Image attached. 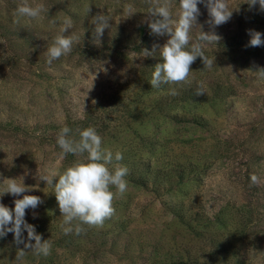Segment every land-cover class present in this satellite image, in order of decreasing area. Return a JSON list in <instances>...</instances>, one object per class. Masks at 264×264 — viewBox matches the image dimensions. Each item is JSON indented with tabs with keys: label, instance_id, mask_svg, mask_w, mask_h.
Here are the masks:
<instances>
[{
	"label": "rangeland",
	"instance_id": "obj_1",
	"mask_svg": "<svg viewBox=\"0 0 264 264\" xmlns=\"http://www.w3.org/2000/svg\"><path fill=\"white\" fill-rule=\"evenodd\" d=\"M249 2L228 0L233 14L214 29L219 43L204 47L215 63L196 59L188 80L195 96L184 100L185 91L169 94L181 87L152 88L147 77L168 39L151 33V0H27L49 9L36 19L17 15L24 0H0V182L23 177L24 194L41 198L25 220L52 243L50 255L38 256L9 232L0 264H16L18 249L23 264H264V81L254 72L264 68V46H248L249 30L264 33V9ZM206 4L198 3L193 42L200 29L213 31ZM170 5L177 19L179 0ZM98 14L111 18L99 42ZM65 18L73 21L65 35L79 39L49 65ZM64 126L77 139V129L95 127L129 169L115 214L79 235L63 233L54 188L39 179L84 159L61 157ZM19 198L5 194L0 203L14 209Z\"/></svg>",
	"mask_w": 264,
	"mask_h": 264
},
{
	"label": "clouds",
	"instance_id": "obj_2",
	"mask_svg": "<svg viewBox=\"0 0 264 264\" xmlns=\"http://www.w3.org/2000/svg\"><path fill=\"white\" fill-rule=\"evenodd\" d=\"M200 2L202 0H179L178 18L173 19L170 0H151L153 6L149 10L150 20L148 21L151 33L168 37L163 46L159 47L162 62L155 65L150 80L152 88H160L162 84L187 82L193 71L191 66L198 57L202 58L205 68H211L215 63V59H210L205 55L204 47L211 43H219L221 37L215 33L214 29L227 23L232 17L233 10L228 0H207L206 6L210 16L208 23L213 31L206 33L199 28V35L193 42L192 32L197 27V18L200 15L198 3ZM257 2L264 9V0H250L249 4L255 5ZM16 11L19 17L36 19L47 13L49 9L43 3L31 6L27 0H24ZM86 11L89 13V6ZM125 11L128 17L136 13L132 5H128ZM110 20L107 14H98L94 17L97 42L103 35L104 29L109 27ZM72 27V19L65 18L60 34L47 49L46 62L49 65L73 51V45L79 37L65 35ZM249 35L251 38L248 46H264V38H262L264 33L249 30ZM155 52L156 46L152 51L143 49V57L153 56ZM254 72L258 80L264 81V68H259ZM202 93L198 90L196 94ZM169 94L175 96L178 93L173 88ZM76 132L78 139L76 135H72V129L67 126L62 127L58 133L57 145L61 149L62 158L72 154L84 157V159L75 161L63 172L50 170L48 174L39 177L40 180L54 188L63 217L61 230L65 235L73 232L77 235L81 234L84 231L83 225L103 226L104 222L115 214L113 206L115 199L123 196L128 190L126 177L129 169L119 163L123 160V154L120 151L113 152L103 147V139L95 127L77 129ZM250 179L253 184L259 182L255 174ZM54 180L55 183H53ZM28 191L29 188L25 185L23 177L19 181L17 178H8L0 182V197L5 194L14 197L22 196V198L15 199L14 209L0 203V238L11 232L14 234V242L17 245L24 244L25 248H30L36 255L47 257L51 254V241L43 240L42 236L37 234L35 226L25 220L26 210L36 209L43 201L39 196L24 194ZM25 230L27 231V243L23 237ZM25 254L23 249L17 250L16 264H23Z\"/></svg>",
	"mask_w": 264,
	"mask_h": 264
},
{
	"label": "trees",
	"instance_id": "obj_3",
	"mask_svg": "<svg viewBox=\"0 0 264 264\" xmlns=\"http://www.w3.org/2000/svg\"><path fill=\"white\" fill-rule=\"evenodd\" d=\"M156 65V64H155ZM155 65L153 66V68H152V71H150L149 70V72L147 73L148 75H147V77H150V78H152V73H153V71H154V68H155ZM171 84H162L161 85V88L162 87H165V89L166 88H168L169 86H170ZM175 86H179V87H181V89H179L178 91H177V97L178 96H181L182 95V93L185 91V92H187V94H188V96L187 97H182V98H184V100H189L190 99V97H193V96H195L194 95V91H193V89L191 88L192 87V85L190 84V82H185V83H182V84H175ZM176 99V98H175ZM204 99H207L206 97H204ZM208 100V99H207Z\"/></svg>",
	"mask_w": 264,
	"mask_h": 264
}]
</instances>
